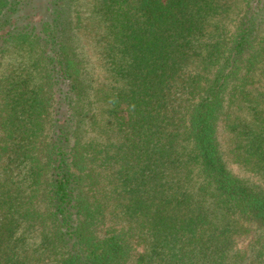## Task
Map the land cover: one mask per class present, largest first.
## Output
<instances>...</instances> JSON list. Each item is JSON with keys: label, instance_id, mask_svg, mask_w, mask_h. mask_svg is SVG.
I'll return each mask as SVG.
<instances>
[{"label": "trees", "instance_id": "16d2710c", "mask_svg": "<svg viewBox=\"0 0 264 264\" xmlns=\"http://www.w3.org/2000/svg\"><path fill=\"white\" fill-rule=\"evenodd\" d=\"M0 264H264V0H0Z\"/></svg>", "mask_w": 264, "mask_h": 264}, {"label": "rangeland", "instance_id": "374dc122", "mask_svg": "<svg viewBox=\"0 0 264 264\" xmlns=\"http://www.w3.org/2000/svg\"><path fill=\"white\" fill-rule=\"evenodd\" d=\"M233 170L235 171V173L239 176L245 177L247 176L246 172L239 166L235 165L233 167Z\"/></svg>", "mask_w": 264, "mask_h": 264}]
</instances>
